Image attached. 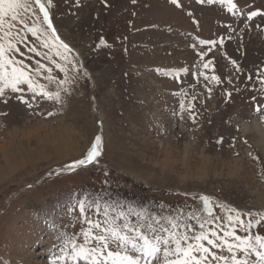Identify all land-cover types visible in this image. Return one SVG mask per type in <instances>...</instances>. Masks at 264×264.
Segmentation results:
<instances>
[{
    "label": "rangeland",
    "instance_id": "rangeland-1",
    "mask_svg": "<svg viewBox=\"0 0 264 264\" xmlns=\"http://www.w3.org/2000/svg\"><path fill=\"white\" fill-rule=\"evenodd\" d=\"M233 2L235 15L219 0H52L56 34L72 49L68 61L43 46V34L14 22L27 37L16 59L61 98L27 85L0 96V264H53L57 236L84 227L83 187L114 174L134 197L127 195V207L153 214L156 200L144 205L137 196L147 186L221 235L228 206L264 210V15L248 19L264 12V0ZM36 11L39 20L29 13L25 22L47 28ZM98 135L97 161L68 170ZM200 195L214 198L219 222L201 211Z\"/></svg>",
    "mask_w": 264,
    "mask_h": 264
},
{
    "label": "snow or ice",
    "instance_id": "snow-or-ice-1",
    "mask_svg": "<svg viewBox=\"0 0 264 264\" xmlns=\"http://www.w3.org/2000/svg\"><path fill=\"white\" fill-rule=\"evenodd\" d=\"M176 2L177 0H173V3ZM214 2L217 0H208V3ZM51 3L52 0H0V96L5 95V89L23 93L25 89L22 86L27 85L29 91L47 99L61 98L60 91H47L46 85L40 84L31 72L26 71L23 61L16 59V54L21 51L18 44L24 43L27 37L20 31L13 30L14 22L22 24L33 36L43 34V46L55 48L57 56L62 60H69L66 53H71L72 49L60 40L52 26L48 8ZM219 3L227 4L228 11L233 15L237 14V4L233 0H219ZM37 8L43 13L47 28L43 24L25 22L24 16L29 13L39 20ZM259 15H264V12L252 11L248 14V19ZM200 43L214 45L216 42ZM29 51L35 52L36 48H30ZM210 63L211 61L204 64V67L208 68ZM232 63L236 64L235 61ZM56 66L67 75L65 65ZM40 71V67L35 69L36 74ZM51 71L49 68L48 72ZM260 76L264 85V73ZM47 79L53 81L55 77L49 75ZM212 79L216 83L221 82L219 76H213ZM249 79L252 77L249 76ZM68 83L69 79L58 81L59 85ZM228 95L231 96V93ZM17 99L31 107L23 95H19ZM255 110L260 112L261 107L257 106ZM102 152L103 139L98 135L87 155L66 167L68 170H75L87 166L96 162ZM255 159L259 160V157ZM199 200L202 204L201 211L212 217L211 222L220 219L213 216L214 198L200 195ZM77 206L84 227L79 235L61 232L57 236L60 241L59 255L54 256L53 264H67L69 260L72 264H264V235L253 233V229H264V210L242 213L228 206L225 209L227 228L218 225L223 232L221 235L215 228L206 227L210 223L209 219L194 213L186 215L183 209H176L169 215H153L147 209L137 211L127 207L125 210L126 206L118 201L108 203L102 199L89 201L87 198L78 201ZM89 210L94 215L90 216ZM191 220H195L196 224H191ZM238 228H242L245 235H239ZM225 251L227 254H224Z\"/></svg>",
    "mask_w": 264,
    "mask_h": 264
},
{
    "label": "trees",
    "instance_id": "trees-1",
    "mask_svg": "<svg viewBox=\"0 0 264 264\" xmlns=\"http://www.w3.org/2000/svg\"><path fill=\"white\" fill-rule=\"evenodd\" d=\"M112 176V178L114 179L106 177L105 179L100 181L95 180L89 182L86 187H83V195H85L84 197L87 198L89 194V196L95 198V200L102 199L103 201H106L108 203H112L118 198L122 199V202H120V204L126 206L125 203H128V196L130 197L129 193L127 192L128 190L123 188L122 183L115 179L117 178L115 174ZM142 187L144 190H142L140 194H137V196L140 198L141 202H143L144 205H148V203H150L151 201L156 200L154 201L157 204L153 206V215H169L175 212V210L177 209L176 204H172L170 202L165 203V201H163L160 196L152 195L153 192L149 190L147 186ZM130 198L134 197L131 196ZM125 210H127V208H125ZM88 214L90 216L94 215L92 210H89ZM217 222L219 221L217 220Z\"/></svg>",
    "mask_w": 264,
    "mask_h": 264
}]
</instances>
